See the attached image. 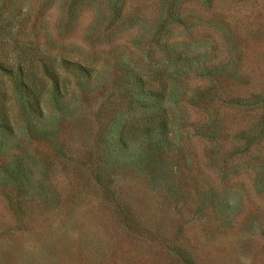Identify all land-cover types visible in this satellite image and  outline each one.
Wrapping results in <instances>:
<instances>
[{"label": "rangeland", "instance_id": "rangeland-1", "mask_svg": "<svg viewBox=\"0 0 264 264\" xmlns=\"http://www.w3.org/2000/svg\"><path fill=\"white\" fill-rule=\"evenodd\" d=\"M2 95L0 264H264V0H0Z\"/></svg>", "mask_w": 264, "mask_h": 264}, {"label": "trees", "instance_id": "trees-1", "mask_svg": "<svg viewBox=\"0 0 264 264\" xmlns=\"http://www.w3.org/2000/svg\"><path fill=\"white\" fill-rule=\"evenodd\" d=\"M23 85H24V87H26V89H27V86H26V83L25 82H23L22 83ZM28 90H30V89H28ZM5 97L2 95L1 97H0V123H6L7 121L5 120V119H7V117H6V115L4 114V111H5V107H4V101H3V99H4ZM32 100L34 99L35 100V98H31ZM36 102H37V100H35ZM3 118V119H2Z\"/></svg>", "mask_w": 264, "mask_h": 264}]
</instances>
